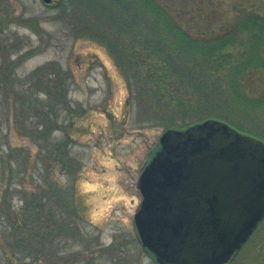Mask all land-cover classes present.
Here are the masks:
<instances>
[{"label":"rangeland","instance_id":"374dc122","mask_svg":"<svg viewBox=\"0 0 264 264\" xmlns=\"http://www.w3.org/2000/svg\"><path fill=\"white\" fill-rule=\"evenodd\" d=\"M59 1L0 0V264H158L134 217L143 200L141 174L168 126L143 121L152 112L144 84L129 81L102 45L76 37L75 15L60 14ZM160 2L182 12L183 26L195 34L218 32L243 9L264 18V0ZM253 70L245 95L257 100V114L238 111L216 121L264 141V65ZM36 71L41 79L32 83L52 72L61 86L37 96L42 111L52 97L59 102L58 112L48 110L58 119L19 111V95ZM43 191L53 197L46 200L52 216L38 221L35 200ZM75 195L83 216L74 211ZM46 220L53 226L40 240L36 231ZM228 264H264V221Z\"/></svg>","mask_w":264,"mask_h":264},{"label":"trees","instance_id":"16d2710c","mask_svg":"<svg viewBox=\"0 0 264 264\" xmlns=\"http://www.w3.org/2000/svg\"><path fill=\"white\" fill-rule=\"evenodd\" d=\"M59 2L56 9L60 14L75 15L76 37L102 45L129 81L133 80L134 85L144 84L148 92L147 108L152 109L144 114V122L157 119L167 129H184L208 120L230 121V114L238 111L257 114V100L245 95L244 82L253 69L264 65L261 58L264 18L256 11L240 10L236 20L218 32L195 34L183 26L182 12L176 13L160 0ZM6 68L12 70V66ZM39 74L36 71L31 76L24 94L19 95L22 106L19 111L28 110L37 118L43 115V121L47 115L58 119L48 110L56 108L58 112L59 102L53 103L52 97L48 110L42 111L47 108L37 96L42 92L52 96L61 86L54 85L52 72L45 73L46 82L38 81ZM36 79L37 84L31 82ZM140 97L138 94L133 99L141 102ZM23 118L27 115L18 118L22 119L19 124L26 132ZM55 126L52 124L51 130ZM51 198L43 191L39 200H35L41 207L36 216L38 221L42 216L48 220L52 216L46 208L49 205L46 200ZM76 198L75 195L74 211L83 216ZM46 222L43 221L44 227H39L41 232L36 231L40 240L47 239L43 232L53 226Z\"/></svg>","mask_w":264,"mask_h":264},{"label":"water","instance_id":"95a60500","mask_svg":"<svg viewBox=\"0 0 264 264\" xmlns=\"http://www.w3.org/2000/svg\"><path fill=\"white\" fill-rule=\"evenodd\" d=\"M160 146L140 177L143 247L158 264H227L264 221V141L209 120Z\"/></svg>","mask_w":264,"mask_h":264},{"label":"flooded vegetation","instance_id":"af4514ba","mask_svg":"<svg viewBox=\"0 0 264 264\" xmlns=\"http://www.w3.org/2000/svg\"><path fill=\"white\" fill-rule=\"evenodd\" d=\"M151 159H152V157H151Z\"/></svg>","mask_w":264,"mask_h":264}]
</instances>
